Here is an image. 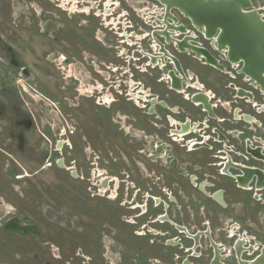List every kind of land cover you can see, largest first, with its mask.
Wrapping results in <instances>:
<instances>
[{
    "label": "flooded vegetation",
    "instance_id": "1",
    "mask_svg": "<svg viewBox=\"0 0 264 264\" xmlns=\"http://www.w3.org/2000/svg\"><path fill=\"white\" fill-rule=\"evenodd\" d=\"M71 1V20L41 11L39 30L48 37L43 59L59 72L71 67V99L82 95L90 109L95 104L104 112L101 133L95 124L85 130L86 154L91 167V157L104 163L102 197L129 209L107 204L100 224L87 213L88 235L102 243L101 260L87 255V264H264V72L231 52L220 26L194 21L179 6ZM251 2L246 9L264 17V3ZM13 120L32 126L31 118ZM115 127L122 139L131 135V150L111 145ZM23 131L10 130L19 140ZM142 191L148 196L138 199ZM20 221L38 226L28 238L44 237L36 222ZM160 248L166 261L141 256ZM114 250L119 255L111 261Z\"/></svg>",
    "mask_w": 264,
    "mask_h": 264
},
{
    "label": "rangeland",
    "instance_id": "2",
    "mask_svg": "<svg viewBox=\"0 0 264 264\" xmlns=\"http://www.w3.org/2000/svg\"><path fill=\"white\" fill-rule=\"evenodd\" d=\"M56 1L0 0V264H48V261L53 264H87V255L100 261L102 254L98 246L101 240L96 238L94 241L88 235L85 227L88 215L91 213L92 220L100 224L103 207L107 204L116 205L122 213L129 212L127 207L102 197L100 184L104 163L98 157H91L95 162L93 168L90 156L86 154L89 143L84 136L89 133L85 130L95 124L96 128L99 126L98 134L101 133L104 112L95 104L90 109L82 95L71 99L74 93L68 87L71 67L59 72L51 58L45 56L43 59L48 37L44 39L39 30L41 11L51 20L59 15L62 21H68L73 14L70 11L75 9L71 0H59L61 8ZM140 1L141 6L152 4ZM254 1L256 6L264 3V0ZM153 3L159 4L157 1ZM27 25L38 31L27 36L21 30ZM41 39H44L42 44ZM21 66L32 74L28 77L22 75ZM17 117L31 118L32 126L23 129V125L15 124L13 118ZM79 122L82 129L73 133L75 129L78 131ZM10 130L18 134L24 130L26 135L23 133L25 137L19 140L18 134ZM120 132L117 128L109 132L111 145L118 152L120 149L131 150L126 144L127 137L123 135L122 139ZM59 140L61 145L60 142L58 145ZM61 160L64 166L60 164ZM128 185L122 184V188ZM128 192L134 194L130 190L125 191L124 196ZM143 193L137 196L138 199L148 196ZM14 217L36 222L44 231V237L28 238L29 235H20L6 228L7 222ZM135 225L139 230L137 223ZM126 226L132 229L128 223ZM121 241L128 243L124 238ZM164 252V248H160L141 256L148 258L156 254L166 261L168 256ZM118 255L114 250L111 261H115L114 257ZM131 262L129 259L123 264Z\"/></svg>",
    "mask_w": 264,
    "mask_h": 264
},
{
    "label": "water",
    "instance_id": "3",
    "mask_svg": "<svg viewBox=\"0 0 264 264\" xmlns=\"http://www.w3.org/2000/svg\"><path fill=\"white\" fill-rule=\"evenodd\" d=\"M162 1L168 5L179 6L194 21L220 26L223 29L222 38L231 44V52L244 57L249 69L264 72V19L258 9H246L253 6L251 0ZM60 164L65 165L63 160ZM20 220L17 217L12 218L7 222L6 228L20 235L39 231L37 225H22Z\"/></svg>",
    "mask_w": 264,
    "mask_h": 264
},
{
    "label": "bare ground",
    "instance_id": "4",
    "mask_svg": "<svg viewBox=\"0 0 264 264\" xmlns=\"http://www.w3.org/2000/svg\"><path fill=\"white\" fill-rule=\"evenodd\" d=\"M261 16H262V18H264V17H263V15H261ZM247 25H250V23H249V24H247ZM251 25H253V24L251 23ZM187 79H188V78H187ZM260 82H261V81H260ZM19 224H20V223H19ZM22 225H24V224H22Z\"/></svg>",
    "mask_w": 264,
    "mask_h": 264
}]
</instances>
